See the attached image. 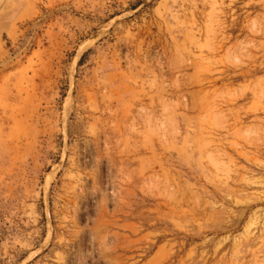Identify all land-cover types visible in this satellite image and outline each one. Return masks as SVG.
I'll return each instance as SVG.
<instances>
[{
  "label": "rangeland",
  "instance_id": "rangeland-1",
  "mask_svg": "<svg viewBox=\"0 0 264 264\" xmlns=\"http://www.w3.org/2000/svg\"><path fill=\"white\" fill-rule=\"evenodd\" d=\"M0 264H264V0H0Z\"/></svg>",
  "mask_w": 264,
  "mask_h": 264
}]
</instances>
